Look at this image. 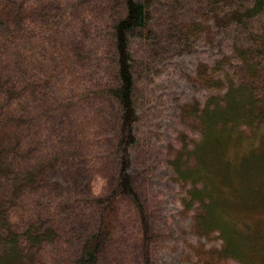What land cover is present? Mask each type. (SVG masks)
<instances>
[{
	"label": "trees",
	"instance_id": "16d2710c",
	"mask_svg": "<svg viewBox=\"0 0 264 264\" xmlns=\"http://www.w3.org/2000/svg\"><path fill=\"white\" fill-rule=\"evenodd\" d=\"M179 247L264 264V0H0V264Z\"/></svg>",
	"mask_w": 264,
	"mask_h": 264
},
{
	"label": "rangeland",
	"instance_id": "374dc122",
	"mask_svg": "<svg viewBox=\"0 0 264 264\" xmlns=\"http://www.w3.org/2000/svg\"><path fill=\"white\" fill-rule=\"evenodd\" d=\"M189 62H190L189 60L187 61L184 58H182L180 60V64H182V65H186ZM169 84L172 85L173 87H169L168 88V92H173L178 99L179 98H181V99L187 98V95L188 94L185 91L184 83L177 82V79H173L172 82L169 83ZM174 117H175V115L173 114V111H171V114H169L168 119L166 121L167 122V125H168V129H167V125L164 124L165 129H164L163 135H164L165 141L168 139V137L170 135H173L172 133H174L175 131H177L176 125H175V122H174ZM169 128H170V130H169ZM172 128L174 129V132H172V130H171ZM156 153H158L159 157H161V153H160L159 150H156ZM164 170H165V168L161 167L158 170V173L160 174ZM154 182H155V185L156 186H160L163 183V180H157L156 178H154ZM180 221H181L182 224L184 223L183 220H179V223H180ZM170 264H189V262L187 261V259L181 256L180 247L175 252L172 253V257L170 259Z\"/></svg>",
	"mask_w": 264,
	"mask_h": 264
},
{
	"label": "bare ground",
	"instance_id": "6f19581e",
	"mask_svg": "<svg viewBox=\"0 0 264 264\" xmlns=\"http://www.w3.org/2000/svg\"><path fill=\"white\" fill-rule=\"evenodd\" d=\"M205 48V47H204ZM217 54V53H216ZM143 72V71H142ZM184 77V76H183ZM182 77V78H183ZM136 78V77H135ZM226 93V92H225ZM155 105H156V103H155ZM168 110V109H167ZM152 111V110H151ZM238 113V112H237ZM230 114V113H229ZM235 114V113H234ZM211 115V114H210ZM236 117V116H235ZM231 118V117H230ZM139 122V121H138ZM234 124V123H233ZM233 126V125H232ZM225 133V132H224ZM237 134V133H236ZM224 136V135H223ZM258 139V138H257ZM133 151V150H132ZM7 206V205H6ZM2 227V226H1Z\"/></svg>",
	"mask_w": 264,
	"mask_h": 264
}]
</instances>
